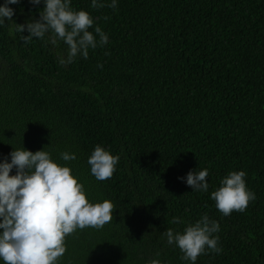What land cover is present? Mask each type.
Masks as SVG:
<instances>
[{
  "label": "trees",
  "instance_id": "trees-1",
  "mask_svg": "<svg viewBox=\"0 0 264 264\" xmlns=\"http://www.w3.org/2000/svg\"><path fill=\"white\" fill-rule=\"evenodd\" d=\"M89 4L70 6L88 12L108 43L71 63H58L66 45L49 33L23 43L27 31L14 30L38 19L42 4L9 5L13 16L0 26V157L44 148L89 202L113 204L100 229L65 237L58 264H188L163 232L205 213L219 224L221 251L206 248L195 264H264V0ZM97 144L118 156L103 181L86 163ZM63 151L76 159L60 160ZM202 168L207 192L177 180ZM237 170L255 199L223 216L209 194Z\"/></svg>",
  "mask_w": 264,
  "mask_h": 264
},
{
  "label": "clouds",
  "instance_id": "clouds-1",
  "mask_svg": "<svg viewBox=\"0 0 264 264\" xmlns=\"http://www.w3.org/2000/svg\"><path fill=\"white\" fill-rule=\"evenodd\" d=\"M19 0H3L0 3V26L11 19L13 9L9 5ZM40 5L39 18L15 24V32L27 31L19 36L23 43L29 39H43L49 33L53 45L62 41L66 55L58 57V63H71L77 56L87 59L88 50L108 43V36L99 25L93 27V19L85 10H75L71 0H29ZM117 0H90L89 7L115 9ZM92 31H89V29ZM95 34V35H94ZM97 67H102L98 64ZM62 161L76 159L75 153H59ZM118 156L97 144L87 158L89 174L97 181L110 179ZM14 169V174L10 171ZM207 168L189 170L177 180L190 186L192 191L207 192ZM243 170L229 171L219 181V187L209 194L215 208L223 216L232 211H244L249 201L255 199L253 191L246 187ZM113 204L108 199L89 202L83 185L65 164L54 161L44 148L35 152L23 146L0 157V264H58L65 253V237L77 229H100L112 220ZM180 218L173 216L169 223ZM219 224L208 215L185 224L182 231L167 228L163 232L168 245H175L182 253L180 259L195 264L205 249L219 254ZM158 255V253H157ZM146 264H161L151 259Z\"/></svg>",
  "mask_w": 264,
  "mask_h": 264
}]
</instances>
